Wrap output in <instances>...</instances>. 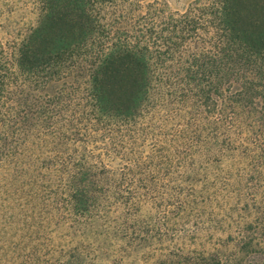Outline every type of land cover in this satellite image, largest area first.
Masks as SVG:
<instances>
[{
  "label": "trees",
  "instance_id": "16d2710c",
  "mask_svg": "<svg viewBox=\"0 0 264 264\" xmlns=\"http://www.w3.org/2000/svg\"><path fill=\"white\" fill-rule=\"evenodd\" d=\"M39 2L36 25L0 47V200L87 224L161 169L188 190L215 165L264 234V0ZM64 256L47 264H84Z\"/></svg>",
  "mask_w": 264,
  "mask_h": 264
},
{
  "label": "rangeland",
  "instance_id": "374dc122",
  "mask_svg": "<svg viewBox=\"0 0 264 264\" xmlns=\"http://www.w3.org/2000/svg\"><path fill=\"white\" fill-rule=\"evenodd\" d=\"M158 1L182 11L193 0ZM40 12L39 0H0V47L10 51L36 25ZM204 172L206 181L219 182L204 184L198 173L186 190L176 171L161 169L157 187L149 182L130 189L129 204L113 205L102 220L92 218L87 224L64 221L59 211L43 203L0 200V264H47L68 252L84 264H205L213 255L224 264H263L264 252L256 250V240L242 248L244 235L264 239L246 228L256 217L245 209L247 195L223 189L225 176L221 183L215 165ZM168 183L182 189L166 187Z\"/></svg>",
  "mask_w": 264,
  "mask_h": 264
}]
</instances>
